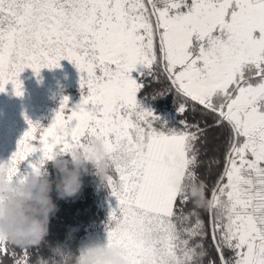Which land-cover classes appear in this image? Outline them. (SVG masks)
I'll use <instances>...</instances> for the list:
<instances>
[{
  "label": "snow or ice",
  "instance_id": "6c2138e0",
  "mask_svg": "<svg viewBox=\"0 0 264 264\" xmlns=\"http://www.w3.org/2000/svg\"><path fill=\"white\" fill-rule=\"evenodd\" d=\"M61 60L80 74V102L62 97L47 127L25 116L9 178L22 162L36 172L56 149L100 138L116 200L106 241L126 264H264V0H0V92L11 84L22 96L25 68L38 75ZM137 65L151 80L161 70L166 91L183 98L179 113L191 102L213 122L161 130L137 102ZM217 128L228 137L206 225L185 211L182 188L199 180L198 145ZM33 251L40 245L17 253L0 236V264H45Z\"/></svg>",
  "mask_w": 264,
  "mask_h": 264
},
{
  "label": "clouds",
  "instance_id": "9594fccd",
  "mask_svg": "<svg viewBox=\"0 0 264 264\" xmlns=\"http://www.w3.org/2000/svg\"><path fill=\"white\" fill-rule=\"evenodd\" d=\"M51 156L47 163L54 169L52 176L43 168L9 178L10 158L0 161V236L15 245H36L48 235L50 218L58 211L53 192L61 200L75 197L83 177L92 174L105 184L111 173L109 152L100 138L90 137L66 152L56 149ZM187 192L196 207H207L202 181L195 182ZM49 250L52 264H126L123 250L110 247L107 241L85 240L75 252L62 243L49 246Z\"/></svg>",
  "mask_w": 264,
  "mask_h": 264
},
{
  "label": "trees",
  "instance_id": "16d2710c",
  "mask_svg": "<svg viewBox=\"0 0 264 264\" xmlns=\"http://www.w3.org/2000/svg\"><path fill=\"white\" fill-rule=\"evenodd\" d=\"M154 71L158 73V81L151 80L149 76L143 75L146 72L145 69H142L140 74H135V79L145 84V87L137 92L136 99L140 104L145 103L152 107L154 115H158L157 126H163L161 130L179 129L182 127L180 124L181 120H185L188 123H199L202 126L205 122L208 124L213 122L212 116H206L199 110L193 111L191 102L186 105L185 114L179 113L178 107L183 98L177 96L174 90L167 92L168 82L160 74L161 70L154 69ZM154 89L165 91L166 94L153 97L152 92ZM69 90L64 93V96L69 98V106L71 107L80 102L82 89L81 91L72 90L71 93H68ZM57 109L58 107L55 110L49 109L48 111L45 107L47 117H53ZM42 120L44 122L47 121L44 116ZM48 124L47 122V126ZM227 137L228 133L226 129L217 128L210 135L206 144L201 141V144L198 145L200 148V163L196 171L199 181H202L206 186L205 195L207 199L210 198L212 188L223 168ZM65 158L67 159V157ZM216 161H219V163ZM23 163L20 165H23ZM44 169L50 176L54 174V169L50 163H46ZM25 172L23 170V173ZM112 175L115 177L114 172ZM194 184L195 182L189 181L183 186V189L188 190ZM51 195L54 203L57 205L58 211L50 218L48 235L39 243L40 255L37 256L33 251L31 257L33 261L43 259L48 264H52L53 257L49 246L57 243H62L66 249L75 252L78 246L85 240L106 241V225L108 223L109 211L116 207L115 197L110 194V189L106 184H101L95 175L89 174L83 177V185L77 196L61 200L57 198L55 192ZM193 210L199 213L207 225L209 219L207 208L194 209L193 203H190L185 209L186 212ZM210 244V239L205 242V246L209 248L210 256H215L218 261V254L215 253L214 249L209 247ZM15 249L17 253H20V246L15 245ZM205 264H207V258L205 259Z\"/></svg>",
  "mask_w": 264,
  "mask_h": 264
},
{
  "label": "rangeland",
  "instance_id": "374dc122",
  "mask_svg": "<svg viewBox=\"0 0 264 264\" xmlns=\"http://www.w3.org/2000/svg\"><path fill=\"white\" fill-rule=\"evenodd\" d=\"M59 63V67L51 70L42 68L38 75H34L31 68H25L19 74L23 91L20 97L13 94L11 84L5 86L4 92H0V161L9 159L16 151L17 141L28 127L25 116L33 123L39 122L47 127V122L50 123L53 117H47L45 107L48 111L59 107L68 89V93L72 90L81 91L77 69L68 60H61ZM142 69V66L137 65L131 73L132 78L135 79V74H140ZM137 102L139 103L138 100ZM140 105L152 111L149 104ZM43 116L47 119L46 122L42 120ZM18 167L21 173L23 170L30 171L27 162Z\"/></svg>",
  "mask_w": 264,
  "mask_h": 264
}]
</instances>
